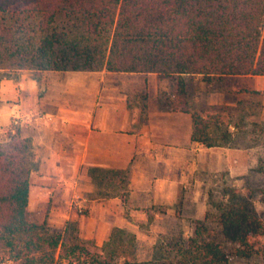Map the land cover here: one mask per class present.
Listing matches in <instances>:
<instances>
[{
	"label": "trees",
	"instance_id": "16d2710c",
	"mask_svg": "<svg viewBox=\"0 0 264 264\" xmlns=\"http://www.w3.org/2000/svg\"><path fill=\"white\" fill-rule=\"evenodd\" d=\"M13 69L179 78L171 109L192 114L193 142L227 146L234 141L229 119L212 107L192 113L183 76H264V0H0V82ZM33 149L19 125L0 131V264H229L230 253L199 225L188 239L161 236L141 260L127 228L113 227L102 246H87L32 221ZM94 172L112 178L125 171ZM218 220L239 245L236 255L264 264L263 218L233 204Z\"/></svg>",
	"mask_w": 264,
	"mask_h": 264
},
{
	"label": "crops",
	"instance_id": "0c3cea01",
	"mask_svg": "<svg viewBox=\"0 0 264 264\" xmlns=\"http://www.w3.org/2000/svg\"><path fill=\"white\" fill-rule=\"evenodd\" d=\"M6 71L0 82V131L15 123L23 136L33 139L31 220L33 203L40 204L36 208L41 213L51 201L76 202L87 212L78 213L68 205L64 222H76L79 236L94 235L102 245L113 226L136 227L115 211L144 217L142 208L179 198V186H187L184 177L160 170L170 171L176 154H185L195 145L192 114L164 109L153 101L154 96L144 103L135 95L137 89H146L145 83L149 89L153 86L156 96L165 77L106 69ZM244 76L254 78V88L264 93V76ZM132 163L129 205L119 196L96 195L95 169L121 170ZM112 216L117 219L114 225Z\"/></svg>",
	"mask_w": 264,
	"mask_h": 264
},
{
	"label": "rangeland",
	"instance_id": "374dc122",
	"mask_svg": "<svg viewBox=\"0 0 264 264\" xmlns=\"http://www.w3.org/2000/svg\"><path fill=\"white\" fill-rule=\"evenodd\" d=\"M5 73L7 74V71ZM183 81L188 92L191 112L200 113L212 107L219 114L225 115L234 133L233 143L227 146L206 147L195 142L187 153L176 154V164L169 166L170 171L162 167L161 174L175 176L181 174L185 179L187 186H179L180 196L177 200L170 204H153L148 208H142L141 210L145 212L144 217H134L128 211L117 210L114 213L125 216L127 221L136 225L135 229L129 230L137 235L138 258L141 260L151 257L154 244L161 236L182 234L188 239L194 235L195 228L199 225L230 253L229 264H263L260 257L245 258L234 253L239 245L224 237L218 217L231 205L240 204L264 219V93L254 88V78L246 76L216 75L207 79L203 75H193L183 76ZM178 83L179 78L165 77L156 96L153 86L149 89L143 83L146 89L142 91L137 89L135 95L142 98L144 103L149 97L154 96V102L164 109L172 110L171 103L175 99ZM143 110H146L145 105ZM144 163L147 164V159ZM134 166L135 163H132L122 169L125 171L122 175L112 174V178L115 177L116 180L98 172V177L93 178L96 195L106 194L113 198L119 196L124 204L129 205ZM155 173L158 174L159 171L155 170ZM118 179L124 182L119 183ZM39 205L33 203L30 211L32 220L36 219L38 222L41 220L39 224L63 231L67 241L80 242L87 246L103 245L98 244L100 238L94 235L90 238L79 236L75 231L77 227L66 230L68 222L63 220L65 209L70 207L78 213H86L84 205H78L76 202L51 201L42 206L41 213ZM114 205L113 203V208ZM54 206L56 208L52 211ZM52 213L60 218L54 219ZM115 221L117 219L112 216L110 222L114 225Z\"/></svg>",
	"mask_w": 264,
	"mask_h": 264
}]
</instances>
